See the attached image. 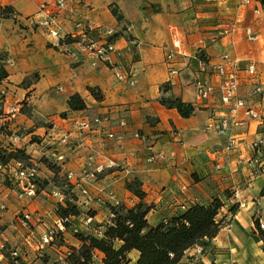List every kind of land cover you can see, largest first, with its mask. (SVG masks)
Returning <instances> with one entry per match:
<instances>
[{
    "label": "crops",
    "instance_id": "0c3cea01",
    "mask_svg": "<svg viewBox=\"0 0 264 264\" xmlns=\"http://www.w3.org/2000/svg\"><path fill=\"white\" fill-rule=\"evenodd\" d=\"M64 1L66 9L57 14L56 0H0V7H11L16 15L14 19L0 20V53L6 55L5 68L9 74L0 91L4 96V112L7 106L23 102L26 94H30L26 99L29 106L43 104L47 113L54 111L50 106L55 103L61 104L58 110H67V101L73 95L83 99L84 111L70 113L66 118L59 115L50 118L48 126L31 131L22 144L26 153L37 161L30 154V150L39 148L32 140L34 136L42 137L43 144L65 155L64 169L77 176H81L89 154H94L99 164L114 166L96 181L85 183L89 198L77 192L83 213L74 222L79 232L102 233V228L95 226L106 221L108 211L97 198L105 200L108 192H113L126 207L140 203L126 189V183L137 179L144 193L143 203L151 207L147 220L153 227L191 205L208 204L214 199L223 203L218 218L225 223L211 241L213 255L199 264L211 261L264 264V243L255 228V221L264 224V153H256L251 147L264 140V128L260 122L245 117L241 110L237 120L243 125L232 127L224 135L206 130L215 120H231L229 110L220 101L217 89L220 81L212 73L214 67L227 66L221 59L223 55L229 57L228 64L234 63L239 72L237 97L264 121V7L254 0L248 6H242L244 0ZM41 6H45L44 11L40 10ZM256 8L261 10L260 15L254 14ZM56 14L65 34L71 32L77 17H85L97 27L90 35L93 40L100 39L104 29L114 31L115 47L121 55H112L110 63L96 67L72 57L73 46L61 45L32 25L33 21ZM224 23H235V34L209 43L216 27ZM128 28L139 42L136 48H128L124 37ZM245 29H251L259 40L248 41ZM176 44L181 53L168 61L167 54ZM198 53L207 60V72L198 68ZM252 65L262 86L260 96L252 94L256 82L244 72ZM118 72L126 81L116 79ZM33 75L38 79L24 87L23 82ZM196 79L209 80L215 87L206 100L197 99L193 85ZM166 84H169L167 92L163 88ZM89 88L99 90L103 99L95 100ZM162 98L179 99L191 105L194 112L184 119L177 110L162 106ZM81 116L107 117L103 128L121 140H108L97 131L78 138L73 120ZM30 123L20 114L9 122L0 120V127L12 132ZM62 134L70 135L67 147L58 143ZM137 134L140 139L135 138ZM229 137H233L235 144L231 151H226ZM0 143L3 147H17L1 135ZM151 153L162 157L148 162ZM40 170L43 178L51 176L43 165ZM2 174L4 170L0 172V206L6 210H0V260L9 264L5 254L17 251L22 264H39L37 248L44 233L56 226L53 210L57 200L42 192L35 198L21 197L11 180L13 172L8 175L7 185L2 184ZM235 205L238 210L231 215L229 210ZM21 213H36L35 222L32 219L27 227L23 226ZM84 214L93 219L89 229L82 227ZM60 241L47 248L45 254L50 259L45 258L41 264H55L57 260L67 264L66 253L81 245L71 229L65 230ZM129 257L134 263L138 253L132 252ZM102 259L103 255L95 252L96 264Z\"/></svg>",
    "mask_w": 264,
    "mask_h": 264
},
{
    "label": "trees",
    "instance_id": "16d2710c",
    "mask_svg": "<svg viewBox=\"0 0 264 264\" xmlns=\"http://www.w3.org/2000/svg\"><path fill=\"white\" fill-rule=\"evenodd\" d=\"M262 4L264 6L263 0ZM113 13L116 15L114 11ZM11 18H16L13 9L0 7V20ZM71 43L72 40L68 38L60 41L61 45H70ZM198 58L204 59L205 57L202 53H198ZM5 60L6 55L0 53V86L9 77L5 68ZM29 78L23 82V86L26 85ZM33 79L37 80V75H33ZM163 88L167 92L169 84ZM88 91L95 100L103 99L99 90L89 88ZM3 100L4 96L0 91V120L4 117ZM160 103L168 109L177 110L184 119L189 118L194 112L191 105L185 104L179 99L162 98ZM67 105L69 111L61 115V118L86 109V105L79 95L71 96ZM3 131L8 134H4ZM9 134L10 132L3 126L0 127L1 136L7 137L10 136ZM10 162L22 163L26 167L33 166V162L25 150L3 147L0 143V166L5 168ZM39 163L50 172L51 176L42 177L41 180L40 177L37 178L36 192L41 193L45 187L58 189L64 195L65 201L63 205L56 204L55 215L57 218L61 220L78 218L82 214L78 205V195L66 180L65 174L46 159H40ZM38 175L40 176V172ZM126 189L137 197L140 203L131 208L122 203L119 205L105 203L104 206L108 211L107 219L103 224L95 226L102 228L100 235L73 233L72 223H65V230L71 229L72 234L81 244L78 249L70 248L66 253L67 264H96L95 252L103 255L100 264H181L188 251L197 246H208L224 226L225 220L218 219L223 203L219 199H214L208 204L191 205L181 214L165 219L153 227L147 220L151 207L143 203L144 193L141 190V183L137 179H133L126 183ZM262 195H264V190ZM237 210L238 206L235 205L230 208L229 213L234 215ZM255 228L259 238L264 242V231L260 228L258 221H255ZM62 235L63 233L56 234L48 248L55 245V239L58 236L61 238ZM14 252L17 253V251H11L5 254L9 264H22L18 254L17 257L12 256ZM132 252L138 253V258L134 263L129 257Z\"/></svg>",
    "mask_w": 264,
    "mask_h": 264
},
{
    "label": "built area",
    "instance_id": "2783aa9c",
    "mask_svg": "<svg viewBox=\"0 0 264 264\" xmlns=\"http://www.w3.org/2000/svg\"><path fill=\"white\" fill-rule=\"evenodd\" d=\"M253 0H244L242 6H248L251 4ZM262 7V0H254ZM264 1V0H263ZM55 8L57 9V14L64 11L66 9V3L64 0H56ZM41 11L45 10V6H41ZM261 10L256 8L254 9V14L260 15ZM48 15L44 19L38 22H32L37 28L44 30L49 36L53 39L60 41L65 40L66 38L72 40L70 45L66 46H73L74 51L70 53V55L74 58H79L84 63L91 65L92 67H96L102 63H110V58L112 55L118 57L120 56V51L115 47V35L116 33L109 29L102 30V37L98 40H93L90 35L97 30V27L94 26L87 18L85 17H77L76 20L73 21V27L71 32L65 34L63 33L62 29L59 26V18L58 15ZM263 29H264V20H263ZM237 31V27L235 23H224L220 24L216 27L212 37L209 39V43H215L219 39L231 36L235 34ZM124 37L126 38L128 48H136L139 45L137 39L132 37L130 34V29H126L124 32ZM245 37L250 42H257L259 40V36L253 33L251 29H245ZM173 51H170L167 54V60L171 61L175 54H180V46L178 44L174 45ZM222 61L227 63V66H217L213 68V75H215L219 79V85L217 87L220 93V101L221 104L229 110V114L231 115V120L221 119L215 120L206 127L207 131H214L217 135H224L226 131L231 129L232 127H238L243 125L242 122L237 120V115L239 111L244 110V115L250 120L260 122V125L264 128V121H262L261 116L256 111L246 108L245 101L239 99L237 97V91L239 86V75L238 70L236 69L235 64L229 62V57L227 55H223L221 57ZM197 64L198 68L201 72H207L208 70V63L207 60L198 58L197 54ZM228 67V68H227ZM249 76H251L255 80L256 87L253 90V95L260 96L262 94V86L259 82V76L252 65L247 70L244 71ZM116 79L119 82L126 81V77L121 73L118 72L115 75ZM129 84H133L132 81H129ZM194 88L196 90V96L199 101L206 100L215 90V87L211 84L209 80L206 79H196L193 83ZM21 111L20 104H13L8 107L5 116L8 119H15L17 115H19ZM108 121L107 117H95L89 118L87 116H81L73 120V126L75 128V133L78 138H83L88 133L93 131H97L100 135L108 140H121L117 138L113 133L108 132L103 128V123ZM121 126H125V123H120ZM135 138L140 139V135H135ZM24 138L18 134L11 135L10 141L13 144H20L23 143ZM58 143L63 146L67 147L70 143V135L62 134L59 138ZM235 144V140L233 137L228 138V144L225 148L226 151H231ZM252 150L256 153H264V140L255 142L252 144ZM15 148V147H14ZM18 148V147H17ZM16 148V149H17ZM23 149V148H18ZM40 150V149H39ZM49 154L47 155V151ZM42 155L38 159H46L48 162L56 165L60 168L61 172L65 174L66 180L68 183L73 186L74 192L82 196V197H90V193L87 187H85V183L89 181H96L99 177L105 174L106 171L111 170L114 166L110 163H103L99 164L96 162V157L94 154H89L86 158L84 166L81 169V176H77L70 171H66L64 169L66 158L65 155L60 153L57 149H52L49 145L45 144L43 149L41 150ZM30 156V155H29ZM162 157L161 154H153L151 153L147 159L148 162H155L157 159ZM31 158V157H30ZM33 162V166L26 167L22 163H13L14 167L12 178L16 181H19L21 184L22 181H25V188H26V197L28 198H35L36 197V181L38 178V168H40L39 161H35L31 158ZM258 163V161H256ZM3 169L0 166V170ZM74 183V184H73ZM80 185H82L80 187ZM17 187L16 184H14ZM79 187V188H77ZM19 193V196H23ZM77 194V195H78ZM24 195V196H25ZM51 195L56 198L57 203L63 205L65 201V197L58 189H55ZM97 202H101L103 204L110 203L112 205H119V202L113 192H108L105 194V200L101 198H97ZM4 206H0V210H4ZM83 215V213L81 214ZM81 215L79 217H81ZM20 220L23 226L27 227L31 221V215L29 213H21ZM78 218H70V219H57L56 227L54 229H50L44 233L41 237L40 244L38 245L39 253H43L54 241L55 235L58 233L65 232V223H72L73 233H78L80 231L79 227L74 225V222L79 219ZM93 223V219L86 214H84V218L82 221V227L84 229H89ZM260 228L264 231V224L260 223ZM13 257H17V253H12ZM0 264H2L0 260Z\"/></svg>",
    "mask_w": 264,
    "mask_h": 264
},
{
    "label": "rangeland",
    "instance_id": "374dc122",
    "mask_svg": "<svg viewBox=\"0 0 264 264\" xmlns=\"http://www.w3.org/2000/svg\"><path fill=\"white\" fill-rule=\"evenodd\" d=\"M32 80H34L33 79V76H31L30 78H29V81L26 83V85H24V87L25 86H28L29 87V85H30V82L32 81ZM27 98H30V94H26V97H25V99H24V101L23 102H21L20 103V105H21V110H22V112L20 111V113H19V115L20 114H22V115H24V116H26L29 120H30V125L28 126V127H23L22 129H19V130H17V131H12V132H10V136H7L9 139L11 138V135H13V134H18V135H20L21 137H23V138H25L26 137V135L27 134H30V132L31 131H36V130H38L39 128H42V127H46V126H48V123H49V119L50 118H52V117H54V116H57V115H59L60 117H61V115H64L65 113H67L66 111H69V109H67V110H62V109H60V110H58V108H59V106H61V104H59V103H55L54 105H51L50 107L54 110V111H52V112H46L47 111V107H44L43 106V104H37L36 106H34V107H31V106H29V104H28V102H27ZM3 105V104H2ZM10 106V105H9ZM9 106H7V109H6V111L4 112V110H3V115H4V117L1 119V120H6V122L8 121L9 122V120L10 119H8L6 116H5V113L7 112V110H8V107ZM57 107V108H56ZM56 108V109H55ZM36 109V110H35ZM18 116V115H17ZM10 121H12V119L10 120ZM3 128H5L6 130H7V128L6 127H4L3 126ZM2 129V128H1ZM4 132V134H8V132H6V131H3ZM41 138L42 137H38V136H34V139L32 140V142L34 143V144H37L38 146L37 147H39V148H33V151L32 150H30V154H31V156H33V157H35V159L37 158V160H38V158L42 155V153L39 151V149L40 150H42L43 149V146L46 144V143H44L43 144V142L41 141ZM22 142L20 143V144H16L17 145V147L19 146V147H21V148H23V150H25V148L22 146ZM16 147V148H17ZM18 149V148H17ZM39 161V160H38ZM13 163L14 162H10L5 168H3L2 170H4V174H2V175H4V182L2 181V184H4V185H7V184H10L9 182H8V180H10L9 178H8V175H9V173L12 171L13 172V167H14V165H13ZM38 170V169H37ZM38 174H39V172H40V176L38 175V177H40L39 179L41 180L42 179V176H41V170L39 169L38 171ZM43 172V171H42ZM44 173V172H43ZM11 180H12V183H15L16 185H17V187L15 188L17 191H15V192H20V194H22L23 195V197H26V188H25V181H22V183L20 184L19 183V181H16L15 179H13V178H11ZM55 190V188H51V187H45L43 190H41L42 191V193H45V194H49L50 196H52L51 195V193L53 192ZM19 194V193H18ZM39 194H41V193H37L36 192V196L37 195H39ZM25 195V196H24ZM6 210V208L4 209V210H1L2 212H4ZM53 213L55 214V209L53 210ZM30 214V213H29ZM31 215V221H32V219H33V221L32 222H35V220H34V217H35V215H36V213H31L30 214ZM32 216H33V218H32ZM55 217H56V219H58L57 218V216L55 215ZM38 218V217H37ZM219 219V218H218ZM30 221V222H31ZM259 225H260V223H259ZM56 227V226H55ZM0 231H1V229H0ZM56 241H55V245H57V244H59V243H61V241H60V238H59V236L55 239ZM263 242V241H262ZM264 243V242H263ZM38 249V248H37ZM46 250H48V249H46ZM46 250L43 252V253H39V251L37 250V252L40 254V257L39 256H37V259L36 260H39V264H41V263H43V261H45L44 259L46 258V259H50L48 256H47V254H45V252H46ZM213 252H214V250H213V248H212V245H211V242L209 243V245L208 246H206V247H203V246H197V247H195L194 249H192V250H190V251H188L187 253H186V256H185V258L183 259V261H182V263L181 264H199L204 258H206V257H209L210 258V256L211 255H213ZM211 261V260H210ZM61 261H58L57 260V262L55 263V264H61L60 263ZM45 264V263H44ZM46 264H48V262H46ZM210 264H214L212 261H211V263Z\"/></svg>",
    "mask_w": 264,
    "mask_h": 264
}]
</instances>
